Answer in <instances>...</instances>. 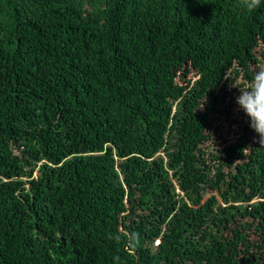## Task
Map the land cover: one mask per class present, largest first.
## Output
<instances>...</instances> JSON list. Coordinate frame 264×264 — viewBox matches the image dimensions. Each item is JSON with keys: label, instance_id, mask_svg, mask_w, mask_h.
<instances>
[{"label": "trees", "instance_id": "trees-1", "mask_svg": "<svg viewBox=\"0 0 264 264\" xmlns=\"http://www.w3.org/2000/svg\"><path fill=\"white\" fill-rule=\"evenodd\" d=\"M260 68L264 0H0V264H264Z\"/></svg>", "mask_w": 264, "mask_h": 264}, {"label": "clouds", "instance_id": "clouds-1", "mask_svg": "<svg viewBox=\"0 0 264 264\" xmlns=\"http://www.w3.org/2000/svg\"><path fill=\"white\" fill-rule=\"evenodd\" d=\"M238 4L248 12L255 11L260 5L261 0H238ZM233 83L230 87H236L240 95L236 97V104L239 110L243 111L249 119V127L259 135V143L264 146V68L258 69L251 81L238 85L231 76ZM119 240V237H116ZM137 242L136 234H130L128 244L135 247Z\"/></svg>", "mask_w": 264, "mask_h": 264}, {"label": "rangeland", "instance_id": "rangeland-1", "mask_svg": "<svg viewBox=\"0 0 264 264\" xmlns=\"http://www.w3.org/2000/svg\"><path fill=\"white\" fill-rule=\"evenodd\" d=\"M213 194L215 195L216 193H212V194H211V193H204V195H203V199H202L203 202H204L205 200H207V199H208L211 195H213ZM217 200L220 201V198L218 197Z\"/></svg>", "mask_w": 264, "mask_h": 264}]
</instances>
